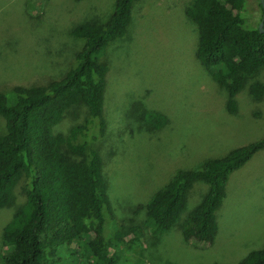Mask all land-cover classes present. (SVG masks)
I'll return each mask as SVG.
<instances>
[{"label":"rangeland","instance_id":"374dc122","mask_svg":"<svg viewBox=\"0 0 264 264\" xmlns=\"http://www.w3.org/2000/svg\"><path fill=\"white\" fill-rule=\"evenodd\" d=\"M188 1H133L125 34L103 53L105 129L91 142L101 156L113 217L125 229L142 224L137 204L176 170L195 168L206 158L264 137V91L254 100L245 85L234 96V113L226 111L225 91L194 55L196 29L184 15ZM113 2L0 0V92L47 76L58 78L80 44L68 34L70 28L107 18ZM258 2L245 0L241 15L248 27L258 26L261 19ZM255 79L264 85V69ZM149 110L166 118L163 126L152 129L138 119L141 111ZM85 112L84 105L71 106L53 131L66 133ZM204 191V184L194 182L175 223L158 235L143 231L133 247L123 251L122 264H235L248 251L264 246V148L229 175L225 197L215 211L212 242H185L179 224ZM12 199L13 205L0 208V231L23 200L22 180L13 188Z\"/></svg>","mask_w":264,"mask_h":264},{"label":"trees","instance_id":"16d2710c","mask_svg":"<svg viewBox=\"0 0 264 264\" xmlns=\"http://www.w3.org/2000/svg\"><path fill=\"white\" fill-rule=\"evenodd\" d=\"M133 1L114 0L107 18L70 28L68 34L80 44L58 78L47 76L0 92V208L13 205V188L20 180L23 193L0 231V264H122L123 251L131 249L143 231L158 235L175 223L194 182L204 184L205 191L185 213L179 229L185 242L209 244L229 175L264 148L262 137L206 158L195 168L178 169L137 204L144 216L141 225L125 229L115 221L101 156L91 141L105 129L103 53L125 34ZM244 3L189 0L184 6L185 17L196 29L194 55L225 91L230 114L235 111V94L245 85L254 100L264 91L255 79L264 69V19L261 31L245 25ZM74 105L86 107L83 120L66 133L54 132ZM138 119L152 129L166 122L151 110L141 111ZM235 264H264V246L248 251Z\"/></svg>","mask_w":264,"mask_h":264},{"label":"water","instance_id":"95a60500","mask_svg":"<svg viewBox=\"0 0 264 264\" xmlns=\"http://www.w3.org/2000/svg\"><path fill=\"white\" fill-rule=\"evenodd\" d=\"M259 3L262 7V15H261V19L258 23V30L261 31L262 30V21L264 19V1L263 0H259Z\"/></svg>","mask_w":264,"mask_h":264},{"label":"flooded vegetation","instance_id":"af4514ba","mask_svg":"<svg viewBox=\"0 0 264 264\" xmlns=\"http://www.w3.org/2000/svg\"><path fill=\"white\" fill-rule=\"evenodd\" d=\"M263 22V21H262Z\"/></svg>","mask_w":264,"mask_h":264}]
</instances>
